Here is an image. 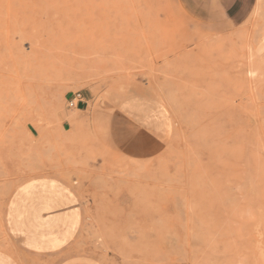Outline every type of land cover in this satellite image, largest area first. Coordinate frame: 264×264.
Returning a JSON list of instances; mask_svg holds the SVG:
<instances>
[{"label":"rangeland","instance_id":"1","mask_svg":"<svg viewBox=\"0 0 264 264\" xmlns=\"http://www.w3.org/2000/svg\"><path fill=\"white\" fill-rule=\"evenodd\" d=\"M204 14L189 0H0L1 250L21 264H264V0L242 23ZM28 183L82 209L37 255L7 224ZM42 191L45 209L71 202Z\"/></svg>","mask_w":264,"mask_h":264},{"label":"crops","instance_id":"2","mask_svg":"<svg viewBox=\"0 0 264 264\" xmlns=\"http://www.w3.org/2000/svg\"><path fill=\"white\" fill-rule=\"evenodd\" d=\"M257 0H189L192 8L202 12L206 17H211L224 22L242 23L248 19L256 5ZM89 100V94L84 93L75 106L77 110L85 107ZM55 188L62 199L71 200L65 205L45 209L42 202L48 199L37 198L42 189ZM25 189H31L30 194L24 195ZM43 200V201H41ZM39 210V215L38 211ZM82 215L80 200L71 190L63 189L57 185L33 184L24 185L15 194L7 208V224L10 234L19 247L32 255L44 251L56 249L78 226ZM72 217L75 222L72 225H62L58 222L64 217ZM59 225L58 228L55 226ZM56 234L59 242H52L48 235ZM0 264H21L20 260L11 253L0 249ZM55 264H102L100 261L80 255H69L57 259Z\"/></svg>","mask_w":264,"mask_h":264},{"label":"built area","instance_id":"3","mask_svg":"<svg viewBox=\"0 0 264 264\" xmlns=\"http://www.w3.org/2000/svg\"><path fill=\"white\" fill-rule=\"evenodd\" d=\"M81 98V93H75V95H73V97L71 98V100L69 101V105L70 106H76L78 100Z\"/></svg>","mask_w":264,"mask_h":264}]
</instances>
